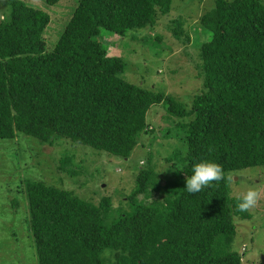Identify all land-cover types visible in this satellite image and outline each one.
I'll return each mask as SVG.
<instances>
[{
    "label": "trees",
    "instance_id": "obj_1",
    "mask_svg": "<svg viewBox=\"0 0 264 264\" xmlns=\"http://www.w3.org/2000/svg\"><path fill=\"white\" fill-rule=\"evenodd\" d=\"M171 2L78 0L53 49L45 51L49 15L9 0L0 21V142L65 140L128 157L140 134L155 130L146 120L153 104L184 119L176 123L184 152L169 158L164 184L147 160L118 206L109 196L94 204L68 189L23 179L24 227L35 264H242L232 247L235 218L251 213L237 210L242 197L230 195L227 172L264 166V0H214L201 15L199 26L209 37L205 33L199 44L201 86L189 107L125 80L124 58L108 55L101 40L152 27ZM169 29L176 40L189 41L179 19ZM146 40L156 45L161 37ZM204 160L221 165L224 178L188 193L186 177ZM59 168L76 173L70 155Z\"/></svg>",
    "mask_w": 264,
    "mask_h": 264
},
{
    "label": "rangeland",
    "instance_id": "obj_2",
    "mask_svg": "<svg viewBox=\"0 0 264 264\" xmlns=\"http://www.w3.org/2000/svg\"><path fill=\"white\" fill-rule=\"evenodd\" d=\"M22 1L49 15L43 38L45 51L52 50L78 0H58L53 4L46 0ZM8 2L0 0V21L9 12ZM213 5L214 0H172L169 12L159 14L152 27L133 30L125 36L105 34L101 40L108 55L124 58L125 80L168 93L189 107L201 86L196 67L199 44L209 37L199 26V19ZM175 19L182 22V29L188 34L187 43L176 40L169 29ZM155 35L161 37L156 45L142 41L146 36L155 40ZM164 108L159 103L148 109L146 120L155 130L141 133L128 157L65 140L49 145L39 144L30 136H17L13 141L0 142V264H35L34 248L24 227L25 178L68 189L94 204H98L101 196H109L116 206L133 189L136 170L146 166L147 160L164 184L172 170L169 158L176 154L177 159L184 152L176 128V123L184 119L167 114ZM10 148L18 153L16 158L10 155ZM69 155L76 173L59 168L61 159ZM227 178L232 197H242L250 188L260 193L257 205L250 210L251 218H235L232 247L242 254V264H264V166L229 171ZM151 197L162 198V194L152 192ZM11 232L16 235L11 236Z\"/></svg>",
    "mask_w": 264,
    "mask_h": 264
},
{
    "label": "clouds",
    "instance_id": "obj_3",
    "mask_svg": "<svg viewBox=\"0 0 264 264\" xmlns=\"http://www.w3.org/2000/svg\"><path fill=\"white\" fill-rule=\"evenodd\" d=\"M209 152L214 151L210 145ZM187 149H185V153ZM192 175L186 177V187L188 193L195 194L202 191L205 187L211 185L212 182L220 181L224 178V170L221 165L204 160L193 165ZM260 199V193L250 188L246 194L242 196L240 202L237 204V210L240 212H247L253 209Z\"/></svg>",
    "mask_w": 264,
    "mask_h": 264
}]
</instances>
